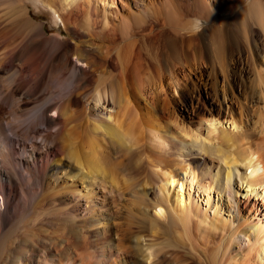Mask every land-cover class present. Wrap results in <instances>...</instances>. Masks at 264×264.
Wrapping results in <instances>:
<instances>
[{"label":"bare ground","instance_id":"6f19581e","mask_svg":"<svg viewBox=\"0 0 264 264\" xmlns=\"http://www.w3.org/2000/svg\"><path fill=\"white\" fill-rule=\"evenodd\" d=\"M107 1L0 0V264H72L73 255L88 246L86 232H96L99 264L107 256L118 264H191L181 252L183 237L160 240L157 235L161 226L179 234L190 223L184 188L189 175L194 182L203 165L202 183L211 175L208 188L217 185L231 211L241 204L257 205L253 194L259 195L257 185L264 186V59L254 35L264 36V0H225L219 17L205 14L211 22L203 38L187 32L181 43L173 34V10L162 13L169 18L160 30L147 34L145 25L160 14L140 2L134 26L123 21L116 28L99 8ZM32 11L37 16L48 12L60 28L54 25L49 33ZM127 26L135 31L129 34ZM141 60L156 64L161 78L179 77L189 69L207 78L205 93L218 107L203 100L201 84L186 78L188 74L181 82L182 106L188 108L189 99L195 110L210 115L207 136L185 127L183 116L171 109L174 103L164 101L141 74ZM235 92L248 103L260 104L256 127L243 102L241 115L248 119L237 118L235 104L240 101ZM133 100L151 111V128L135 112ZM160 109L180 123L179 133L167 130L169 122L163 124L157 116ZM224 119L233 129L224 127ZM150 131L151 142H160L156 149L149 144ZM250 142L254 148L246 146ZM191 165L193 173L188 172ZM241 190L246 191L244 201L236 197ZM128 192L133 193L135 220L144 222L150 233L114 221L117 206L103 204L109 195L123 199ZM50 209L58 214L55 231L35 228L33 217ZM68 221L76 224L64 233ZM245 228L261 246L264 262L263 227L238 226L230 237Z\"/></svg>","mask_w":264,"mask_h":264},{"label":"rangeland","instance_id":"374dc122","mask_svg":"<svg viewBox=\"0 0 264 264\" xmlns=\"http://www.w3.org/2000/svg\"><path fill=\"white\" fill-rule=\"evenodd\" d=\"M140 2H141V4L144 3V5L149 6L150 12L155 11L156 13H154V14H158V15L160 14L159 19L156 17L150 23L145 25L144 33L150 34L151 32L155 33L156 31L160 30L161 26H163L165 24V22L167 21V19L169 18V17H167L166 19L162 18V13L165 12L166 9L171 10V11L173 10L172 12L175 13V15L172 16L171 18L173 20L174 25L173 24H170V25H173V28H174L173 34H175L177 36V40L179 41V43H181L182 40H179V39L180 38L182 39V37H184V35H186L187 32H190V34L192 36L197 37L199 39H200V37L203 38L205 35V32H206V29L208 27V24L211 22L210 19H207L206 17H204V16H206L205 14L208 13V16L211 15V18H217V16L220 15L219 13L221 10V6H222L223 2H225V0H110V1L108 0L106 4L104 2L100 3L99 8H100V10L104 9L102 11L107 13L106 15L108 16L110 23L113 24V26H118L116 28H119L120 26H122V23H124L123 21H126V23L128 22V24L130 23V26L132 27V25L134 23L133 21H135L132 18L138 14ZM193 8H196L200 13L196 14L197 12H193L192 11ZM205 10H207L206 13L204 12ZM33 11L35 12V10H33ZM33 11H32V13H33L32 16L34 17V19H37L39 21H43L45 23L46 28L48 29L49 33L53 32V26L54 25L56 27L59 26L58 28H60V26H61L60 22L59 23L54 22L51 15L48 14V12L38 13V16H37L36 13H34ZM146 11L148 12L149 10H146ZM177 11H179V12L182 11L181 12L182 16ZM203 12H204V14H202ZM51 13L55 14L54 12H51ZM127 28H128L127 31L130 34L132 31V30H130L131 28L129 26H127ZM134 31H132V32H134ZM254 36L257 40V45L259 44L258 45L259 52H261V56L264 59V36H262L260 33H257ZM133 37L139 38V37H142V35L134 34ZM149 43H150V41H148L145 44V46H147V44L149 46L150 45ZM148 46H147V48H148ZM147 53H149V54L152 53V49L151 48L148 49ZM164 62H163V64H162V62H159L158 66L160 68H164ZM155 65L156 64H154V63L151 64L150 62L148 63V62L142 61L139 68L141 70V74L143 75V77L149 83L151 82L152 86L154 87L153 90H155L157 88V91L162 96V99L164 101H167V102L169 101L168 104L170 106L174 103L171 106V109L175 110L176 115L179 114V115L183 116V119L185 120V123H184L185 127L186 128L189 127L187 129H189L191 131H193V130L198 131V134H200V135L203 134V136H207L208 135V128L207 127L210 125V123L208 121L210 119V115L203 110L202 111L195 110L193 108L194 106L192 105L191 100H189V99L186 100L188 103L187 104L188 108L182 106V99H181V93H182L181 82L184 80L185 74H188V75H186V78L190 77L193 81H195L197 83L199 82L201 84V88L203 89L204 93H205V86L203 83H204V81L207 80V78L203 77L201 75V73L190 72L189 71L190 69L187 71V73H183L179 77H175V75L174 76H168L167 75V76L161 78V77H159L157 71L154 69ZM162 65H163V67H162ZM194 67L198 68V65L195 66V63H194ZM111 71L113 72V74L118 73L117 70L112 69ZM206 73H207V75L208 74L210 75L209 71H207ZM222 79H223L222 76L220 78H218L220 89H222L223 85H224V80H222ZM234 94L237 96V98H239V101H240V103L235 104V113L237 115V118L243 117V118H245L244 120L248 119V115H247V117H244L241 115V112H242L241 103L243 102L245 105H248L249 111L252 113V117L249 116V118H251V121H252V127L253 128L256 127L255 120L256 121L258 120V116H256V114L258 113V107H260V104L259 103L257 104L256 102L248 103L247 100L244 97L240 96L238 93L235 92ZM203 100L206 103H208L211 107H218V105H217L218 103L216 102V99L213 96H209L208 94L205 93L203 95ZM194 102H195V104H197L198 103L197 99L195 101H193V104H194ZM132 104H133V106L135 105L134 110L137 113V115L140 118L147 120L149 123H151L148 127V128H151V126L154 124L153 123L154 119H153V115H151V111L146 107L145 104L136 103V101L134 102V100H133ZM162 111H163V109H160L157 112V116H160V118H162L163 124H166L169 122V127H167V130L173 128L175 133H179L182 130V127H180V125H179L180 123H178V121L175 119V117L173 118L171 115L167 114L166 112L164 113V111L163 112ZM169 118L172 121L169 120ZM228 119H230V118H228ZM228 119L223 120V121H225L224 127L225 128L229 127L228 129L231 130V129H233V126H231V121ZM256 129H258V128H255V135H256L255 137L258 138L259 137L258 130H256ZM148 130H150V129H148ZM154 132H156V131H154ZM149 133H151V131L147 133L148 139L151 136V134H149ZM149 140H148L150 142L149 144H152L151 146L154 145V148L156 149V147L158 146L157 143L159 141L158 142H154V141L151 142L152 139H149ZM144 141H145V147H146L148 145V141H147V139H145ZM188 141L191 143L193 142L192 138H188ZM159 144H160V142H159ZM249 144H251L253 146V148L255 147L254 142H250V143L246 144V146ZM161 146H162V144H161ZM159 147H160V145H159ZM209 162H210V159L209 160L207 159L206 164H210ZM204 166L205 165H203V167ZM203 167H201L197 171V177H196V180L194 182L192 181V175L191 174L189 175V177L186 180V184H185V188H184V192H185V195L187 196V200L189 199L188 201H189V208H190V219H189L190 223L187 226H185V228L180 227L181 231L179 230L180 231L179 234L176 231L177 229H175L171 233L170 231H167L165 227L161 226L160 228H164V229H161V230L159 229L160 231H159L157 236L160 237V240H165V239L171 240L172 237L180 239L181 237H183L185 239V241L180 239L181 242H183V245L181 244L182 245L181 252L183 254H185V255H183V258L186 260L189 259L187 261L191 264H228V263L229 264H259V263L264 264L263 260L261 259V256H262L261 246L259 247V244L256 242V239L254 238L253 234H251L250 230H247L248 228L247 229L245 228L244 233L241 232L235 238L230 237V234H233L238 226L249 227L250 224H255L258 227L264 228V186L263 185H257L256 186V190H258L259 195L253 194L254 200L257 202V205L254 208L252 206H245L244 204H241V205H239V209H237V211L234 212V210L231 211L229 209V203L226 201L225 197H222L221 193L217 192V188H218L217 185H213L214 187L212 189L208 188V186L210 184L209 182L212 179L211 175H207V177L205 179H203V183H202L201 172L203 170H205ZM188 172L193 173V166L192 165L188 167ZM212 173L214 174V173H216V171L214 170V171H212ZM182 175L184 176V172ZM223 176H225V173L223 174ZM209 179H210V181H209ZM212 182H217V181H212ZM235 184H236L235 187L238 189V186L240 185L239 181L237 180L235 182ZM124 186L126 187V182L124 183ZM179 187L180 186L178 185L177 190L179 189ZM239 188H240V186H239ZM245 193H246V191L241 190L239 193H237L238 195H236L237 199L244 201L245 200V198H244ZM261 193L263 196L261 195ZM126 194L124 196L125 198H123V199H120V197L118 195H114L115 197H113V195L107 196V194H105L107 196L106 198H108V199H106V201L103 202V204L105 206H112L113 205L114 208L117 206L116 207L117 210L115 208V210L112 212V219L114 221H115V219L116 220L118 219L117 221H119L121 223H131L134 225V229L136 231H142L143 234L150 233V230L147 227V225L145 226V223L141 222L138 219L135 220L136 216L135 215H134L135 217L133 216L134 210H135L134 209L135 203L133 200L131 201L133 193L128 192ZM113 202H116L117 205H116V203H113ZM0 205H2L4 207V201H3L2 196H0ZM132 210H133V214H132ZM47 211L45 214H42V215L40 214V216L33 217V221H34L33 226L35 228H38V229L44 228L46 226L49 228L50 232H53V231H55L56 226H54L52 224L54 221H56L58 214H56L53 211V209H50ZM129 217H130V219H129ZM46 220H48V221H46ZM128 221H130V222H128ZM131 221H133V222H131ZM42 223H43V225H42ZM137 223H139V224H137ZM74 224H76V222H74V221L73 222H71V221L66 222L63 225V227H64L63 232L64 233L71 232V230L73 229L72 226H75ZM35 228L32 227V231L38 232L37 231L38 229L33 230ZM184 229H186V230H184ZM166 231L168 232L169 235L167 234ZM22 232L23 231H21L18 234L20 240H22V238L24 237L23 234L21 235ZM85 232L86 231L84 230L83 233H85ZM86 233L88 235V244H87L88 246H86V248H83L82 251H80V254L73 255V257L75 259H74V261H72V264L73 263L74 264H99L101 252H100V248L98 247V245L95 241L96 240V235H95L96 232H86ZM113 236H116V234L114 233ZM211 239H212V241H211ZM218 244H219V246H218ZM192 246L194 248H192ZM214 253H215V255H214ZM193 254H194V256H193ZM212 255L214 258H212ZM108 257L109 256H107V258L104 259L103 262H101V264H118L116 261H114L113 258L110 259ZM203 258H204V260H203ZM48 259L52 260V254L51 253L49 254ZM107 259H109V260H107ZM198 260H200V261H198ZM75 261H77V262H75ZM33 264H41V263H39L38 261H35ZM67 264H71V261ZM125 264H129V263H125Z\"/></svg>","mask_w":264,"mask_h":264}]
</instances>
